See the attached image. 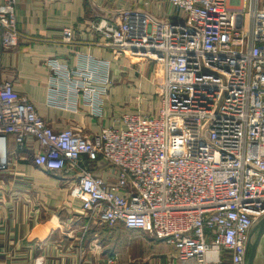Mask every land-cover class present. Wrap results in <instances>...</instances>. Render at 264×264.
<instances>
[{
	"label": "built area",
	"instance_id": "built-area-1",
	"mask_svg": "<svg viewBox=\"0 0 264 264\" xmlns=\"http://www.w3.org/2000/svg\"><path fill=\"white\" fill-rule=\"evenodd\" d=\"M164 1L178 14L124 9L93 25L115 57L157 65V115L123 112L88 137L53 129L0 82V170L9 135L19 148L32 138L36 165L74 174L70 194L90 221L172 244L176 264H246L249 231L264 216V0ZM16 2L0 1L5 49L20 40ZM71 35L65 29L63 41ZM90 78L71 81V94L89 91Z\"/></svg>",
	"mask_w": 264,
	"mask_h": 264
},
{
	"label": "crops",
	"instance_id": "crops-1",
	"mask_svg": "<svg viewBox=\"0 0 264 264\" xmlns=\"http://www.w3.org/2000/svg\"><path fill=\"white\" fill-rule=\"evenodd\" d=\"M124 9L166 19L178 14L164 0H17L20 40L11 49L0 44V82L8 80L26 95L53 129L73 127L88 137L119 125L123 112L157 115L159 101L150 98L157 65L115 57L93 28ZM65 29L72 31L70 42L63 41ZM83 75L91 76L89 91L71 94L69 83ZM37 149L32 138L19 148L8 137L10 164L0 170V264H176L172 244L90 221L70 194L74 174L36 165ZM82 158L95 174L108 175L105 163ZM263 245L264 239L255 264H264Z\"/></svg>",
	"mask_w": 264,
	"mask_h": 264
},
{
	"label": "water",
	"instance_id": "water-1",
	"mask_svg": "<svg viewBox=\"0 0 264 264\" xmlns=\"http://www.w3.org/2000/svg\"><path fill=\"white\" fill-rule=\"evenodd\" d=\"M264 235V216L258 219L248 235V253L246 257V264H255L258 248L261 239Z\"/></svg>",
	"mask_w": 264,
	"mask_h": 264
},
{
	"label": "rangeland",
	"instance_id": "rangeland-1",
	"mask_svg": "<svg viewBox=\"0 0 264 264\" xmlns=\"http://www.w3.org/2000/svg\"><path fill=\"white\" fill-rule=\"evenodd\" d=\"M139 11H144V10H139ZM151 99H152V101H156L155 100V98H156V96L154 97L153 95H152V97H150ZM125 99H127V98H125ZM128 102V101H127ZM123 105H121V107H122ZM264 239V235H263V237H262V239H261V242H262V240ZM258 255V259L260 260V256H262V254H261V249L260 248H258V253H257ZM114 262V261H113Z\"/></svg>",
	"mask_w": 264,
	"mask_h": 264
},
{
	"label": "flooded vegetation",
	"instance_id": "flooded-vegetation-1",
	"mask_svg": "<svg viewBox=\"0 0 264 264\" xmlns=\"http://www.w3.org/2000/svg\"><path fill=\"white\" fill-rule=\"evenodd\" d=\"M247 257V256H246Z\"/></svg>",
	"mask_w": 264,
	"mask_h": 264
}]
</instances>
